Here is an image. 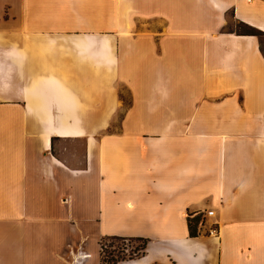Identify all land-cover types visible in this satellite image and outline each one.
Segmentation results:
<instances>
[{
    "label": "crops",
    "instance_id": "1",
    "mask_svg": "<svg viewBox=\"0 0 264 264\" xmlns=\"http://www.w3.org/2000/svg\"><path fill=\"white\" fill-rule=\"evenodd\" d=\"M103 239L264 264V0H0V264Z\"/></svg>",
    "mask_w": 264,
    "mask_h": 264
},
{
    "label": "rangeland",
    "instance_id": "2",
    "mask_svg": "<svg viewBox=\"0 0 264 264\" xmlns=\"http://www.w3.org/2000/svg\"><path fill=\"white\" fill-rule=\"evenodd\" d=\"M243 27L239 28L242 32ZM262 38V36H260ZM119 95L123 100H127V95L124 90L119 87ZM119 127L117 125L103 127L101 133L106 134L115 132ZM101 244V251H99V260L102 264H114L115 262L134 258L142 253L144 244L140 241L128 240V239H103Z\"/></svg>",
    "mask_w": 264,
    "mask_h": 264
},
{
    "label": "trees",
    "instance_id": "3",
    "mask_svg": "<svg viewBox=\"0 0 264 264\" xmlns=\"http://www.w3.org/2000/svg\"><path fill=\"white\" fill-rule=\"evenodd\" d=\"M243 31H242V33L243 34H246V35H250V36H256V37H259V36H262L263 34L261 33V32H259V31H256V30H254V29H251V28H245V27H243ZM143 243V242H142ZM144 244V243H143ZM144 250V247H143V249H142V251Z\"/></svg>",
    "mask_w": 264,
    "mask_h": 264
},
{
    "label": "built area",
    "instance_id": "4",
    "mask_svg": "<svg viewBox=\"0 0 264 264\" xmlns=\"http://www.w3.org/2000/svg\"><path fill=\"white\" fill-rule=\"evenodd\" d=\"M206 215L211 216L212 212H207ZM208 234L209 235H216L217 234V225H211V227L208 230Z\"/></svg>",
    "mask_w": 264,
    "mask_h": 264
},
{
    "label": "bare ground",
    "instance_id": "5",
    "mask_svg": "<svg viewBox=\"0 0 264 264\" xmlns=\"http://www.w3.org/2000/svg\"><path fill=\"white\" fill-rule=\"evenodd\" d=\"M84 258H89L90 256H83ZM77 258H79L78 256L74 255L73 256V261L76 262Z\"/></svg>",
    "mask_w": 264,
    "mask_h": 264
}]
</instances>
